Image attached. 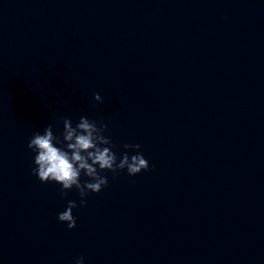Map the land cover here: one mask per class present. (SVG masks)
I'll return each instance as SVG.
<instances>
[{
	"label": "water",
	"instance_id": "obj_1",
	"mask_svg": "<svg viewBox=\"0 0 264 264\" xmlns=\"http://www.w3.org/2000/svg\"><path fill=\"white\" fill-rule=\"evenodd\" d=\"M81 116L149 161L85 205L27 147ZM81 256L264 264V0H0V264Z\"/></svg>",
	"mask_w": 264,
	"mask_h": 264
},
{
	"label": "clouds",
	"instance_id": "obj_2",
	"mask_svg": "<svg viewBox=\"0 0 264 264\" xmlns=\"http://www.w3.org/2000/svg\"><path fill=\"white\" fill-rule=\"evenodd\" d=\"M94 99L101 101L99 93H94ZM107 124L90 120L81 116L73 126L71 118H63V132L57 136L53 124L44 128L43 134L37 131L30 138L27 147L36 155L32 173L41 182L54 181L60 184L61 196H66L65 190L73 186L79 191L80 205L87 201L84 197L89 193H98L108 184V178L101 173L110 170L114 174L118 170L127 169L129 175H136L141 170L149 168V161L137 151L133 155L124 152L119 159L113 151L115 145L109 136L104 135ZM62 145V146H58ZM140 144H125V149H140ZM90 179L81 182V174ZM78 207L75 200H69L66 210L58 214L61 222H67L68 228L76 226L73 208ZM75 264H84V258L78 257Z\"/></svg>",
	"mask_w": 264,
	"mask_h": 264
}]
</instances>
